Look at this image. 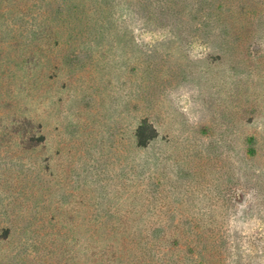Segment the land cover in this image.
Wrapping results in <instances>:
<instances>
[{"label": "rangeland", "instance_id": "rangeland-1", "mask_svg": "<svg viewBox=\"0 0 264 264\" xmlns=\"http://www.w3.org/2000/svg\"><path fill=\"white\" fill-rule=\"evenodd\" d=\"M0 264H264V0H0Z\"/></svg>", "mask_w": 264, "mask_h": 264}, {"label": "trees", "instance_id": "trees-1", "mask_svg": "<svg viewBox=\"0 0 264 264\" xmlns=\"http://www.w3.org/2000/svg\"><path fill=\"white\" fill-rule=\"evenodd\" d=\"M142 129H143V126L140 128V130H142ZM147 144H148L147 141H140V146L145 147ZM206 243L207 244H209V243L212 244L215 249H219V250L225 248V245H227V243L222 241V240H212V241L206 242ZM204 248L207 249L208 248L207 245L204 246Z\"/></svg>", "mask_w": 264, "mask_h": 264}]
</instances>
